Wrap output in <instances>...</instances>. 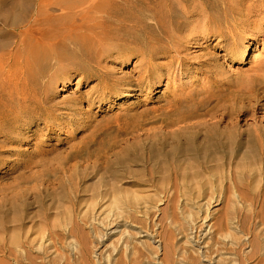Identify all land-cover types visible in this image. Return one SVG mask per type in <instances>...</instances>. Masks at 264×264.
Here are the masks:
<instances>
[{
	"label": "rangeland",
	"instance_id": "1",
	"mask_svg": "<svg viewBox=\"0 0 264 264\" xmlns=\"http://www.w3.org/2000/svg\"><path fill=\"white\" fill-rule=\"evenodd\" d=\"M187 6L177 10L181 17L186 10L195 15L198 21L191 26L205 21L201 10L206 3ZM53 12L62 13L58 7ZM254 15L259 24L264 13ZM30 28L43 29L38 18L16 30L0 18V38L5 32L18 34L0 56L17 59L11 71L21 79L28 70L18 56L19 43ZM202 32L184 40L175 33L173 48L160 61L181 55L192 70L178 93L183 105L201 102L207 126L185 133L169 129L175 109L168 107L166 79L141 96L136 92L119 100L114 95L99 104L87 99L95 82L80 75L58 79L51 87L50 78L68 71L55 66L44 80L52 115L31 118L14 129L9 125L12 115L0 113V264L11 263L4 247L12 237L27 241L40 264H80L84 258L94 264L97 259L127 264L129 241L144 254L143 264H155V255L141 242L161 237L172 240L169 264H208L186 237L192 221L200 222L207 212L211 217L206 225L212 226L208 261L264 264V69L259 66L264 64V36L257 40L248 33L239 41L248 56L227 59L218 39ZM116 197L132 204L128 219L107 216ZM198 211L201 218L191 216ZM70 213L90 214L87 225L78 224L87 251L66 231ZM93 225L99 227L97 237ZM204 229L205 234L210 227Z\"/></svg>",
	"mask_w": 264,
	"mask_h": 264
},
{
	"label": "bare ground",
	"instance_id": "2",
	"mask_svg": "<svg viewBox=\"0 0 264 264\" xmlns=\"http://www.w3.org/2000/svg\"><path fill=\"white\" fill-rule=\"evenodd\" d=\"M197 1H203L207 5L205 10H201L205 21L191 26L198 19L186 10L187 3ZM244 1L247 0H0V18L5 20L8 27L20 29L27 23L29 26L37 18L43 27L22 32L18 56L25 59L24 67L28 70L25 79L11 71L17 65V59L0 56V66L5 69L3 79L0 75V113H10L8 117L12 115L9 125H13L14 129L21 122H30L31 118L40 119L52 115L54 109L47 104L49 91L44 86V80L45 73L55 66L68 71L61 77L50 78L51 87L58 79L64 82L66 78H72L73 74L80 75L85 80L95 82L87 99L99 104L110 102L114 95L119 100L132 97L136 92L141 96L158 89L166 79V90L171 94L168 107L175 109L169 129L174 133H185L199 126H207L209 122L204 119L201 102L183 105L178 93L182 88V80L192 78L189 76L192 70L181 55L170 56L168 62H161L160 58L170 52L168 48H173L171 41L175 33H180L184 40L202 30L205 36L212 35L214 39H218L221 45L219 48L225 51V58L245 59L249 50L239 41L248 33H252V37L257 40L264 36V17L259 20V24H255L257 20L253 19L256 16L254 14L264 13V0H249L254 1L249 5L243 4ZM179 6L186 7L184 17L177 10ZM57 7L61 8V14L53 12ZM246 11L253 14H247ZM35 33L41 36L40 40L34 37ZM4 35L5 38H0V52L7 49L18 36L15 32H5ZM181 37L176 38L181 40ZM5 59L10 60L5 62ZM135 59L133 69L129 73L125 72ZM52 60L56 63L53 64ZM259 66L264 69V64ZM211 73L219 74L218 71ZM72 103V107L77 104L76 101ZM213 200L214 197L208 199L207 206L212 205ZM131 205L122 197H116L109 204L107 216L113 213L119 219H128L131 217ZM200 214V211L191 214L202 218L200 222L193 220L189 225L191 228L186 235L187 242L195 248L203 262L217 264L215 261H208V236L212 233V226L206 224L211 214L207 212L205 217H200ZM144 216L147 218L148 213ZM89 218L90 214L78 217L70 213L71 227L66 229L75 238L73 243L81 245L86 251L88 243L80 226L87 225ZM96 226L93 225V233L97 237L100 230ZM205 227L210 229L204 234ZM123 234L121 232L120 236ZM217 234L222 235L221 230L218 229ZM166 235L165 232L164 236ZM171 241L161 237L159 240L151 239V242L142 241L141 245H148L145 249L155 255V264H169L173 257ZM26 243L28 242L22 243L20 239L12 237L4 247L11 263L4 261V264H25V261L27 264H40L30 254L32 246ZM127 247L130 251L125 254L127 264L142 261L143 264L144 254L138 250L136 243L129 241ZM80 264L94 263L84 258ZM95 264L101 263L97 259Z\"/></svg>",
	"mask_w": 264,
	"mask_h": 264
}]
</instances>
